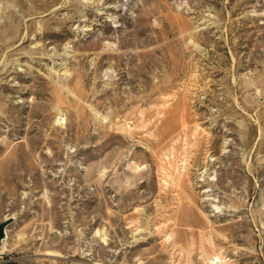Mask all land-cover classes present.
Instances as JSON below:
<instances>
[{
	"label": "rangeland",
	"instance_id": "1",
	"mask_svg": "<svg viewBox=\"0 0 264 264\" xmlns=\"http://www.w3.org/2000/svg\"><path fill=\"white\" fill-rule=\"evenodd\" d=\"M7 217L24 264H264V0H0Z\"/></svg>",
	"mask_w": 264,
	"mask_h": 264
},
{
	"label": "built area",
	"instance_id": "2",
	"mask_svg": "<svg viewBox=\"0 0 264 264\" xmlns=\"http://www.w3.org/2000/svg\"><path fill=\"white\" fill-rule=\"evenodd\" d=\"M6 237V232L2 240ZM1 240V242H2ZM20 256H16L12 254L11 250H5V251H0V264H7V263H14V264H24L20 261Z\"/></svg>",
	"mask_w": 264,
	"mask_h": 264
},
{
	"label": "bare ground",
	"instance_id": "3",
	"mask_svg": "<svg viewBox=\"0 0 264 264\" xmlns=\"http://www.w3.org/2000/svg\"><path fill=\"white\" fill-rule=\"evenodd\" d=\"M5 232H6V237L8 238V235H7V229L5 228ZM6 238H4L1 242V245H0V251H5L8 248V246L6 245ZM45 254H49V255H53V256H59V253L57 251H46ZM221 258L219 255L217 254H214L212 257H211V263L212 264H215L217 261H219ZM94 264H102L100 261H95L93 262ZM138 264H141L140 262Z\"/></svg>",
	"mask_w": 264,
	"mask_h": 264
},
{
	"label": "water",
	"instance_id": "4",
	"mask_svg": "<svg viewBox=\"0 0 264 264\" xmlns=\"http://www.w3.org/2000/svg\"><path fill=\"white\" fill-rule=\"evenodd\" d=\"M12 220V218H4L1 222H0V245H1V240L5 235V228L8 225V223H10Z\"/></svg>",
	"mask_w": 264,
	"mask_h": 264
},
{
	"label": "crops",
	"instance_id": "5",
	"mask_svg": "<svg viewBox=\"0 0 264 264\" xmlns=\"http://www.w3.org/2000/svg\"><path fill=\"white\" fill-rule=\"evenodd\" d=\"M2 220H3V219L1 218V219H0V222H1ZM7 226H8V225H7Z\"/></svg>",
	"mask_w": 264,
	"mask_h": 264
}]
</instances>
